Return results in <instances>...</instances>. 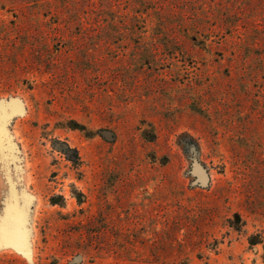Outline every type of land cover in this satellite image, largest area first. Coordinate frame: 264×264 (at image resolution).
<instances>
[{
  "label": "rangeland",
  "instance_id": "obj_1",
  "mask_svg": "<svg viewBox=\"0 0 264 264\" xmlns=\"http://www.w3.org/2000/svg\"><path fill=\"white\" fill-rule=\"evenodd\" d=\"M221 1L0 0V264H264V0Z\"/></svg>",
  "mask_w": 264,
  "mask_h": 264
},
{
  "label": "trees",
  "instance_id": "obj_2",
  "mask_svg": "<svg viewBox=\"0 0 264 264\" xmlns=\"http://www.w3.org/2000/svg\"><path fill=\"white\" fill-rule=\"evenodd\" d=\"M219 1H221V0H219ZM243 1L244 0H231V6H223L222 5V1H221V3L219 4V3H217V4H219V5H222V7H224L225 8V12H223V14H226L227 16H229L230 18H233V17H237L238 16V13L240 12V11H242V10H238V9H240V4H242L243 3Z\"/></svg>",
  "mask_w": 264,
  "mask_h": 264
}]
</instances>
